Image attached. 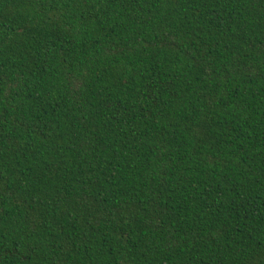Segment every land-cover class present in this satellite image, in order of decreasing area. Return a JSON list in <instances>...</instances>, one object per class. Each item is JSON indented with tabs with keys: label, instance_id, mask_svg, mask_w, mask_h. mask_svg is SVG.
<instances>
[{
	"label": "trees",
	"instance_id": "16d2710c",
	"mask_svg": "<svg viewBox=\"0 0 264 264\" xmlns=\"http://www.w3.org/2000/svg\"><path fill=\"white\" fill-rule=\"evenodd\" d=\"M0 264H264V0H0Z\"/></svg>",
	"mask_w": 264,
	"mask_h": 264
}]
</instances>
